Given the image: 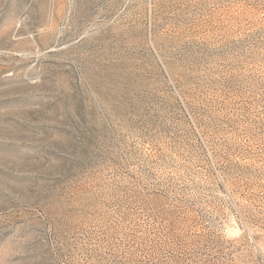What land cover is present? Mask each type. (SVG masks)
Returning a JSON list of instances; mask_svg holds the SVG:
<instances>
[{"label":"rangeland","instance_id":"374dc122","mask_svg":"<svg viewBox=\"0 0 264 264\" xmlns=\"http://www.w3.org/2000/svg\"><path fill=\"white\" fill-rule=\"evenodd\" d=\"M0 264H264V0H0Z\"/></svg>","mask_w":264,"mask_h":264},{"label":"bare ground","instance_id":"6f19581e","mask_svg":"<svg viewBox=\"0 0 264 264\" xmlns=\"http://www.w3.org/2000/svg\"><path fill=\"white\" fill-rule=\"evenodd\" d=\"M2 198V197H1ZM2 208V207H1ZM3 209V208H2Z\"/></svg>","mask_w":264,"mask_h":264}]
</instances>
